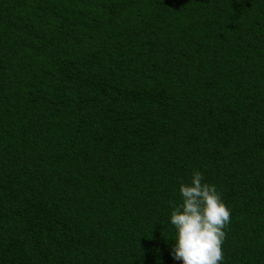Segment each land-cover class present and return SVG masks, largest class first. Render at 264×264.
Here are the masks:
<instances>
[{"label":"trees","instance_id":"1","mask_svg":"<svg viewBox=\"0 0 264 264\" xmlns=\"http://www.w3.org/2000/svg\"><path fill=\"white\" fill-rule=\"evenodd\" d=\"M194 170L264 264V0H0V264H182Z\"/></svg>","mask_w":264,"mask_h":264},{"label":"clouds","instance_id":"2","mask_svg":"<svg viewBox=\"0 0 264 264\" xmlns=\"http://www.w3.org/2000/svg\"><path fill=\"white\" fill-rule=\"evenodd\" d=\"M181 203L170 201V222L176 230L171 249L182 264H222V244L230 224V209L215 185L194 170L190 183L180 184Z\"/></svg>","mask_w":264,"mask_h":264}]
</instances>
